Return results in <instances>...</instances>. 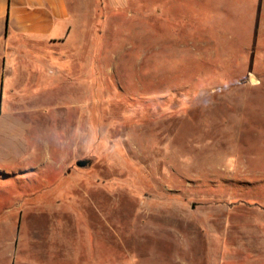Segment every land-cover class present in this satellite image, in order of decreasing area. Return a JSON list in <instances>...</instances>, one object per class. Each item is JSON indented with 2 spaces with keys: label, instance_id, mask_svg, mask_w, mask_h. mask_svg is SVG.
I'll return each mask as SVG.
<instances>
[{
  "label": "rangeland",
  "instance_id": "1",
  "mask_svg": "<svg viewBox=\"0 0 264 264\" xmlns=\"http://www.w3.org/2000/svg\"><path fill=\"white\" fill-rule=\"evenodd\" d=\"M69 3L0 264H264V0Z\"/></svg>",
  "mask_w": 264,
  "mask_h": 264
},
{
  "label": "crops",
  "instance_id": "2",
  "mask_svg": "<svg viewBox=\"0 0 264 264\" xmlns=\"http://www.w3.org/2000/svg\"><path fill=\"white\" fill-rule=\"evenodd\" d=\"M74 24L69 0H0V171L12 178L30 180L32 117L53 109V48Z\"/></svg>",
  "mask_w": 264,
  "mask_h": 264
},
{
  "label": "water",
  "instance_id": "3",
  "mask_svg": "<svg viewBox=\"0 0 264 264\" xmlns=\"http://www.w3.org/2000/svg\"><path fill=\"white\" fill-rule=\"evenodd\" d=\"M90 164H91L90 159H82L76 162V165L80 168L87 167Z\"/></svg>",
  "mask_w": 264,
  "mask_h": 264
}]
</instances>
